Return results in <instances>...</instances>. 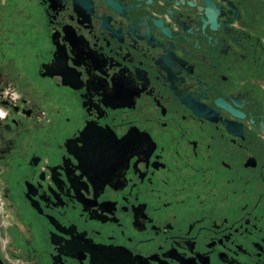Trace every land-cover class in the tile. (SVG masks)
I'll list each match as a JSON object with an SVG mask.
<instances>
[{
  "label": "flooded vegetation",
  "instance_id": "flooded-vegetation-1",
  "mask_svg": "<svg viewBox=\"0 0 264 264\" xmlns=\"http://www.w3.org/2000/svg\"><path fill=\"white\" fill-rule=\"evenodd\" d=\"M0 264H264V0H0Z\"/></svg>",
  "mask_w": 264,
  "mask_h": 264
},
{
  "label": "snow or ice",
  "instance_id": "snow-or-ice-1",
  "mask_svg": "<svg viewBox=\"0 0 264 264\" xmlns=\"http://www.w3.org/2000/svg\"><path fill=\"white\" fill-rule=\"evenodd\" d=\"M0 115H2V114H0Z\"/></svg>",
  "mask_w": 264,
  "mask_h": 264
}]
</instances>
